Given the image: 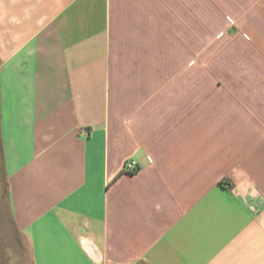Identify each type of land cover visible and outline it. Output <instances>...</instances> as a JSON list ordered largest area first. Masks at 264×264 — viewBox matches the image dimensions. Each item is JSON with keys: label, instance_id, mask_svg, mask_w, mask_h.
I'll return each mask as SVG.
<instances>
[{"label": "crops", "instance_id": "0c3cea01", "mask_svg": "<svg viewBox=\"0 0 264 264\" xmlns=\"http://www.w3.org/2000/svg\"><path fill=\"white\" fill-rule=\"evenodd\" d=\"M0 189V264H264V0H0Z\"/></svg>", "mask_w": 264, "mask_h": 264}, {"label": "rangeland", "instance_id": "374dc122", "mask_svg": "<svg viewBox=\"0 0 264 264\" xmlns=\"http://www.w3.org/2000/svg\"><path fill=\"white\" fill-rule=\"evenodd\" d=\"M2 191L0 189V254L4 253L5 247L7 246V243L9 241V238L4 236V218L6 214V206L4 203V200L2 198Z\"/></svg>", "mask_w": 264, "mask_h": 264}, {"label": "built area", "instance_id": "2783aa9c", "mask_svg": "<svg viewBox=\"0 0 264 264\" xmlns=\"http://www.w3.org/2000/svg\"><path fill=\"white\" fill-rule=\"evenodd\" d=\"M136 169V164L133 161H127L124 165V170L127 172H134Z\"/></svg>", "mask_w": 264, "mask_h": 264}]
</instances>
